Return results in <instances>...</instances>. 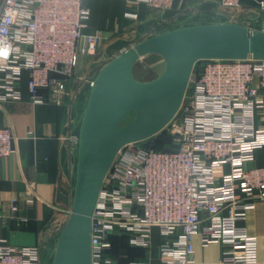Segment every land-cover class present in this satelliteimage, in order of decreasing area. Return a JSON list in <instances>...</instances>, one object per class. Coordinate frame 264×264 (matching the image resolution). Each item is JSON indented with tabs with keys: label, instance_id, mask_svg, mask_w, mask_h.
<instances>
[{
	"label": "built area",
	"instance_id": "built-area-1",
	"mask_svg": "<svg viewBox=\"0 0 264 264\" xmlns=\"http://www.w3.org/2000/svg\"><path fill=\"white\" fill-rule=\"evenodd\" d=\"M126 1L160 12L174 2ZM218 2L232 21L245 11L264 14V0L257 9L245 8L241 0ZM89 15L83 0H0V111L4 103L22 100L26 72L32 104L65 107L67 125H74L70 83L81 57L94 56L102 42L99 33L83 31ZM240 25L249 34L264 32V21ZM263 109L264 59L198 61L178 114L159 132L175 143L144 151L142 141L118 152L92 218V264H264L257 258V239L240 226L256 201L264 202V167H246L264 148V123H256ZM72 140L78 143L79 136ZM13 142L12 129L0 127V158L14 153ZM223 166L229 171L217 175ZM156 228L162 241L155 260L150 255L119 262L108 254L112 236L150 250ZM196 235L204 247L224 246L222 258L198 263ZM0 264H43L41 249L0 239Z\"/></svg>",
	"mask_w": 264,
	"mask_h": 264
},
{
	"label": "crops",
	"instance_id": "crops-1",
	"mask_svg": "<svg viewBox=\"0 0 264 264\" xmlns=\"http://www.w3.org/2000/svg\"><path fill=\"white\" fill-rule=\"evenodd\" d=\"M213 1L219 4V0H209L207 4ZM241 1L245 8L256 9L262 0ZM204 3L203 0H174L172 9L160 12L146 4L131 6L126 0H83V6L90 12L83 31L102 36L99 49L118 50L111 61L136 44L173 30L155 32ZM238 18L220 23L245 24L244 19L251 21L258 15L245 11ZM139 36L140 41L125 47V42ZM91 59L92 56L81 57L75 78H86L91 71L88 68ZM27 78L25 72L20 86L22 100L4 103L0 111V127L10 128L14 134V153L0 158V239L13 247L38 246L43 264H49L51 251L55 255L59 236L67 223L65 215L73 206L79 142L72 140V136H79L82 119L79 120L80 107L76 102L72 106V127L67 125L65 107L32 104ZM92 81L88 80L90 91ZM256 123H264V109L256 115ZM246 167H264V148L255 152L254 160ZM228 171L229 167L223 166L217 175ZM237 193L243 197L239 186ZM255 204L240 226L257 239V258L264 263V202L257 200ZM153 233L160 232L156 228ZM193 244L198 263L219 261L225 249L220 243L204 247L200 235L194 237ZM152 258L155 260L154 255Z\"/></svg>",
	"mask_w": 264,
	"mask_h": 264
},
{
	"label": "water",
	"instance_id": "water-1",
	"mask_svg": "<svg viewBox=\"0 0 264 264\" xmlns=\"http://www.w3.org/2000/svg\"><path fill=\"white\" fill-rule=\"evenodd\" d=\"M156 54L165 60L163 73L153 81L134 78L136 62ZM264 59V32L249 34L235 23L181 27L152 36L109 61L95 78L82 117L76 185L70 218L65 224L52 264H92V218L118 152L142 142L151 150L156 142L175 143L161 132L178 114L193 68L200 60ZM130 112L135 118L121 122Z\"/></svg>",
	"mask_w": 264,
	"mask_h": 264
},
{
	"label": "rangeland",
	"instance_id": "rangeland-1",
	"mask_svg": "<svg viewBox=\"0 0 264 264\" xmlns=\"http://www.w3.org/2000/svg\"><path fill=\"white\" fill-rule=\"evenodd\" d=\"M209 2V0H208ZM257 9V8H256ZM261 15L258 16V18H254L253 20L244 19L242 21L245 24H252L253 26H259L264 21V14L260 12ZM231 13L226 12L221 7L219 8V4L216 3V1L210 2L209 4L204 3L201 5L198 9H192L188 12L180 15L178 19L170 23V25H166L163 27H160L159 30L155 32H162L164 30L169 29H177L181 27L186 26H193V25H202V24H218L220 22H226L228 20L232 21L230 18ZM236 20H239L237 18ZM235 21V20H234ZM140 38L142 37H136L131 39L130 41L125 42L126 48L134 45L136 42L140 41ZM106 51V52H105ZM117 51H110V50H101L98 49L97 53L92 56L90 65L88 64V68H90V72L86 74V78H74L70 83V91L73 93L74 96V102L78 104L80 107V115L79 120L81 121L86 104L89 97V91H90V83L89 81H94L97 77L98 73L100 72L101 68L106 65L110 59L113 57V54H116ZM166 67L165 60L163 57L152 54L148 56H144L140 58L136 64L134 65L133 70L135 71V79L139 82H150L158 78L164 71ZM87 86V87H86ZM87 90V93H86ZM135 118V113L130 112L127 117L121 122V126H125L128 122L132 121ZM72 209L68 211L67 215H65V223L67 222L70 213ZM119 238L117 241V254L116 258L119 260V262H127L129 260H138L140 258L142 259H148L149 256H155L157 251L158 244L162 241V237L160 233H154V243L150 250L147 249H140L139 255L133 250H131L132 246H130L128 239L125 241H121L120 243ZM131 248V249H130ZM137 251V252H138ZM54 251H51V261L49 264L53 263L54 259Z\"/></svg>",
	"mask_w": 264,
	"mask_h": 264
},
{
	"label": "trees",
	"instance_id": "trees-1",
	"mask_svg": "<svg viewBox=\"0 0 264 264\" xmlns=\"http://www.w3.org/2000/svg\"><path fill=\"white\" fill-rule=\"evenodd\" d=\"M133 75L135 77V71L133 70ZM156 148H161L163 146V143L162 142H156ZM120 239V243L121 241H125V239L127 240V237L126 236H112L111 237V243H112V248L111 250L108 252L109 255H113V256H116L117 254V241H119L118 239ZM131 249V248H130ZM131 250H133L134 252H136L137 254L139 253V251H141L139 248H132ZM139 250V251H138ZM138 251V252H137ZM139 258H140V255L138 254ZM142 259V258H140Z\"/></svg>",
	"mask_w": 264,
	"mask_h": 264
}]
</instances>
